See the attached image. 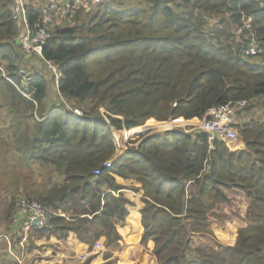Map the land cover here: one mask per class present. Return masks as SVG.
I'll use <instances>...</instances> for the list:
<instances>
[{"label":"trees","instance_id":"obj_1","mask_svg":"<svg viewBox=\"0 0 264 264\" xmlns=\"http://www.w3.org/2000/svg\"><path fill=\"white\" fill-rule=\"evenodd\" d=\"M13 1L0 0V67L20 84L27 59ZM25 1L35 19L46 0ZM143 1L102 0L97 8L105 6L103 13L79 11L53 28L44 57L62 72L60 98L84 118L53 110L39 115L49 97L45 71L54 79L42 61L35 58L45 69L33 74L36 104L0 71V177L15 175L13 184L23 185L19 194L55 212L48 229L33 232L34 240H66L72 233L87 255L107 250L102 264L120 259L111 255L124 245L117 226L133 205L116 177L141 184L135 191L144 203L143 264H264V121L253 119L256 110L264 113V2ZM248 18L258 42L255 56L242 54L250 32L239 40L235 34ZM242 100L249 106L247 118L235 120V127L243 123L238 134L245 147L238 152L220 141L209 151L204 132L174 129L129 139L124 154L103 168L117 156L115 135L125 130L150 120L200 121L209 109ZM138 219L135 208V228ZM6 221L11 227L12 217ZM11 254L3 263L23 264L22 254ZM136 254L127 252L122 264Z\"/></svg>","mask_w":264,"mask_h":264},{"label":"built area","instance_id":"obj_2","mask_svg":"<svg viewBox=\"0 0 264 264\" xmlns=\"http://www.w3.org/2000/svg\"><path fill=\"white\" fill-rule=\"evenodd\" d=\"M259 1L263 5L262 2H264V0ZM101 2L102 0H46L40 8L39 16L35 19H31L28 15L25 0H14L10 6L12 19L18 23L20 28L18 44L22 54L27 59H32L33 57L45 64L46 68L54 77L55 85L57 87V96L62 103L65 101L59 96L58 84L63 75L55 62L45 59L43 53L44 48L48 45L52 36L53 28L59 21H61V19L70 18L79 11H89L92 7L99 5ZM245 31L250 32V39L246 38V40H250V44L247 48L242 50V54L245 56H255L258 53V42L256 40L255 32L252 30L251 18H248L241 27L237 28L236 34L238 37H242ZM0 71L3 74V77L14 85L24 98L30 99L35 103V100L32 97L35 94L36 89H31V86L33 85V74L25 70L24 67L21 68L18 72L20 84H17L7 77L5 71L1 67ZM248 106L249 102L246 100L229 102L225 105L209 109L206 116L200 121L189 122L183 120H169L166 124L155 126L153 129H160L163 125L167 126L164 131L181 129L183 133H190L195 130H200L208 137L209 151L215 149V141H220L231 149L230 144L238 143L240 138L235 127V120L242 118ZM53 111L62 112L65 116L79 119L85 117L84 111L75 108H66V110L63 111L53 109ZM194 124L195 127L189 129V127ZM150 129L152 128L142 127L139 131H136V128L128 131L125 130L124 135L126 133L127 135L133 133L134 135L139 136L140 133H145ZM120 152L124 153L125 150L121 149ZM115 159L105 162L103 168L110 169ZM94 174L97 176L100 175V170H96ZM17 207V221L21 230L19 234V247L21 250H25L33 232L35 230L40 231L48 229L53 216L56 214L47 209L42 203L35 200H28L24 197L17 198ZM35 222L36 225L34 224ZM1 238H7L10 244L8 236L0 234V239Z\"/></svg>","mask_w":264,"mask_h":264},{"label":"rangeland","instance_id":"obj_3","mask_svg":"<svg viewBox=\"0 0 264 264\" xmlns=\"http://www.w3.org/2000/svg\"><path fill=\"white\" fill-rule=\"evenodd\" d=\"M117 1H119V0H117ZM136 2H140V4L143 5V6L145 5V2L143 0H141V1L136 0ZM130 5H132V4H126V5H124V8H127ZM116 7L119 8L118 4L116 5ZM104 9H105V6H100L99 8H97V6H96V7H92L89 11H86L85 13L90 12L91 15H95L99 11L101 13H103ZM148 14L149 13L147 12L146 14L140 15L142 20H144L148 16ZM210 22H211V24L216 23V21H214V20H211ZM72 24H73V19L70 22L65 23V26L66 25H72ZM62 26H64V25H62ZM235 34H236V32H235ZM236 38L239 40L237 35H236ZM241 48H242V46H241ZM39 64H40V62H38L35 58H32V59H27L26 63L23 64V67L25 68V70H27L31 74H34L35 72L44 73L45 69L43 67L42 68L41 67H37ZM45 74H47V78L49 80V92H48L49 97H47L46 100L41 103L39 115L42 116L44 114H47L51 110H53L54 108L59 109L61 111L66 110V108H72L71 104H69L68 102H63L62 103V101L58 98V96H57V87L54 84V79L49 76L51 74L48 71L47 72L45 71ZM62 106H64V107L62 108ZM59 113L62 114V112H59ZM100 114L103 117V119L105 120V122L107 124H110L109 119H107V113L103 109L100 110ZM250 115H252V114H250ZM260 116H261V118H260ZM242 117L246 118L247 114L244 113V115ZM257 118H260V120L264 121V113H262L261 111H257L256 110V115H254L253 119L257 120ZM76 119H79V118H76ZM238 120L240 121L241 119L239 118ZM168 121H157V120L148 121L147 123H145L141 127L136 128V131H139L142 127H150L152 129H150L149 131H147L145 133H140L139 136H136L133 133H130L128 135L126 133L124 135V131L122 132V134L115 135L114 140L116 142L115 144H116L117 150H118L116 152L117 156L115 158H117L118 156L124 154L123 152H120V149H124V147H123V143L124 142H127L131 138L136 140V142L137 141L140 142V141H142V139L144 137H146V136H148V135H150L152 133H164V132H166V131H164V129L167 126H163L162 125L161 129H153V128L155 126H160L161 124H166ZM239 123L240 124H238L236 126L237 127L236 128L237 131L239 130L240 126L243 124L242 122H239ZM192 127H195V124L192 125L191 127H189V129H191ZM196 131H200V130H195L193 132L184 133V134L185 135H190V134H193ZM238 133H239V131H238ZM239 136H240V134H239ZM241 139L242 138L240 136L239 142L236 143V144H230V146H238V147L240 146V147H242V140ZM230 148L231 149H229V147H228L230 152H238V151H234L232 149L234 147H230ZM126 149L127 150H132V148L129 147V146ZM14 178H15V175H11L9 177H5L4 176L3 178L0 177V184H1V186H0V234L7 235L9 237V239H10V244H8V245L5 242L0 240V264H6V263H3V260H5L6 258H12V254L11 253L18 254V255L22 254L23 258H21V259H22L23 264H29V263H33V262H34L33 264H52V263H50V261H48V258H50L53 254H55V252H53V251L46 252V249L47 248L52 249L53 246H54L53 243L45 241L43 244L39 243V245H37L36 244V240H34V238H33V234L31 235V240L28 243V245L25 247V250H23V251L21 250V253H20V249H19V246L17 244L18 243V239H19V234H20V231H21L20 228H19V223L17 221L18 220V218H17V212H18L17 198L24 197V195L21 194V192H20V194L18 193L20 190L23 191V185H21V184H13V182H15ZM129 180H131V179H129ZM126 187H128V191H131L134 194H137L138 192H141V191L136 192L135 188H137V187H135V186H133V185H131L129 183L126 184ZM18 188H20L19 191L17 190ZM137 195L136 196L133 195V199L132 198H128V199L132 202L133 205H131V206L133 208L139 207L142 210V208H144V203L142 202V196L141 197L140 196L137 197ZM24 198H26V197H24ZM6 216L9 217V218L12 217L11 227H9L7 225V223H6L7 222L6 221ZM4 218H5V221H4ZM31 243H33L34 246L37 245L38 249L40 251H35L37 249V247H33V249H32L33 253L29 252L28 250L30 249L29 246L31 245ZM103 248L104 247L98 248L99 255H103V254L105 255L106 252L102 253L103 250H104ZM42 251H45L44 254H43L45 256V259H41V255L38 254L40 252L42 253ZM16 252H18V253H16ZM30 253H32V254H30ZM115 254L116 253H112L111 255L113 257L114 256L119 257L117 254L116 255Z\"/></svg>","mask_w":264,"mask_h":264},{"label":"crops","instance_id":"obj_4","mask_svg":"<svg viewBox=\"0 0 264 264\" xmlns=\"http://www.w3.org/2000/svg\"><path fill=\"white\" fill-rule=\"evenodd\" d=\"M244 147H245V145L242 142V147L239 146V148L234 150V151H239L241 148L243 149ZM120 151H121V149H120ZM116 180H117V183L124 185V186H126L127 183H129V184H131L137 188H139L141 186V184L135 180H124L120 177H116ZM123 194L127 198H132V199H133V195L136 196L138 194L137 197L142 196L141 192L134 194L128 190H124ZM128 208H129V215H128L125 223L117 226V231L122 236L123 241H124V245L122 246L120 251L113 252V253H116L120 258L119 260H117L113 264H122L123 262L127 261L128 257L126 255V253L127 252L132 253L133 251H137V254L135 256H132L131 264H135V262L137 260L140 261L141 264L144 263V250H143L142 245L140 244V237L142 236V234L144 232V228L142 225V215L140 213L141 209L139 207H135V208H137L138 215H139V219H138L139 228H135L134 225L130 222V216L132 214V210L135 208H133L132 206H129ZM45 241L51 242L54 245L52 249H50V248L46 249V252H49V251L55 252V254H53L50 258H48V261H50V263H52V264H82L92 254H95L97 257L95 259H93L91 264H102L105 262L104 254L99 255L98 251H96L90 255H87L86 254V246L83 243H81L77 239V237L72 233L70 234V236L66 240H58L56 237H51L49 239H43L41 241H36V244L37 245H39V243L43 244ZM35 251H40V250L36 249ZM44 252L45 251H42V253L41 252L38 253L41 255V259H45V256L43 255ZM105 252H107V250L104 249L102 253H105ZM32 253H30V254H32Z\"/></svg>","mask_w":264,"mask_h":264},{"label":"water","instance_id":"obj_5","mask_svg":"<svg viewBox=\"0 0 264 264\" xmlns=\"http://www.w3.org/2000/svg\"><path fill=\"white\" fill-rule=\"evenodd\" d=\"M34 224L36 225V222Z\"/></svg>","mask_w":264,"mask_h":264},{"label":"clouds","instance_id":"obj_6","mask_svg":"<svg viewBox=\"0 0 264 264\" xmlns=\"http://www.w3.org/2000/svg\"><path fill=\"white\" fill-rule=\"evenodd\" d=\"M23 263V262H22Z\"/></svg>","mask_w":264,"mask_h":264}]
</instances>
